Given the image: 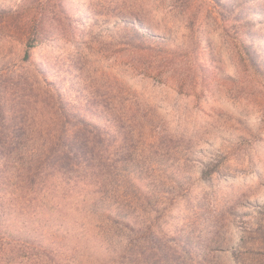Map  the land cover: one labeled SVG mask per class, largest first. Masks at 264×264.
<instances>
[{
    "label": "rangeland",
    "instance_id": "1",
    "mask_svg": "<svg viewBox=\"0 0 264 264\" xmlns=\"http://www.w3.org/2000/svg\"><path fill=\"white\" fill-rule=\"evenodd\" d=\"M0 264H264V0H0Z\"/></svg>",
    "mask_w": 264,
    "mask_h": 264
},
{
    "label": "trees",
    "instance_id": "2",
    "mask_svg": "<svg viewBox=\"0 0 264 264\" xmlns=\"http://www.w3.org/2000/svg\"><path fill=\"white\" fill-rule=\"evenodd\" d=\"M75 144H73V146H74Z\"/></svg>",
    "mask_w": 264,
    "mask_h": 264
}]
</instances>
